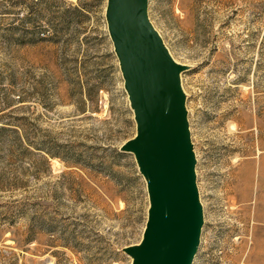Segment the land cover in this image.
I'll return each mask as SVG.
<instances>
[{"label":"rangeland","instance_id":"1","mask_svg":"<svg viewBox=\"0 0 264 264\" xmlns=\"http://www.w3.org/2000/svg\"><path fill=\"white\" fill-rule=\"evenodd\" d=\"M107 0H0V264H130L146 180ZM181 73L204 222L192 264H264V0H148Z\"/></svg>","mask_w":264,"mask_h":264},{"label":"water","instance_id":"2","mask_svg":"<svg viewBox=\"0 0 264 264\" xmlns=\"http://www.w3.org/2000/svg\"><path fill=\"white\" fill-rule=\"evenodd\" d=\"M105 16L118 57L135 133L132 151L149 205L142 237L123 250L130 264H192L204 222L186 91L177 59L148 12V0H107Z\"/></svg>","mask_w":264,"mask_h":264}]
</instances>
